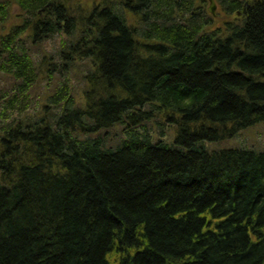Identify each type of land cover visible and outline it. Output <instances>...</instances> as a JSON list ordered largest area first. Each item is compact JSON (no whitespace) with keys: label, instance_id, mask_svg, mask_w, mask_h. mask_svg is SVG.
<instances>
[{"label":"trees","instance_id":"16d2710c","mask_svg":"<svg viewBox=\"0 0 264 264\" xmlns=\"http://www.w3.org/2000/svg\"><path fill=\"white\" fill-rule=\"evenodd\" d=\"M216 1L0 0V264H264V150L207 146L264 123V0Z\"/></svg>","mask_w":264,"mask_h":264},{"label":"rangeland","instance_id":"374dc122","mask_svg":"<svg viewBox=\"0 0 264 264\" xmlns=\"http://www.w3.org/2000/svg\"><path fill=\"white\" fill-rule=\"evenodd\" d=\"M90 4V3H89ZM216 4V16L214 19H217V25L221 24V18H220V8L215 0ZM210 4L208 5L209 8ZM210 9V8H209ZM58 83H62L61 79L57 80ZM74 85L77 87L78 92L82 88H84V84L82 81L77 80L76 78L73 79ZM49 83L45 81H40L35 88L32 90V96H33V102L35 105V108L41 107L42 104H44V101L46 100L47 96L50 94L48 93ZM249 130H244L240 132L236 137L227 139L222 142H216V143H208L207 146L209 150H222L227 148H236L239 147H245V148H253L256 150H264V123H261L257 126L248 128Z\"/></svg>","mask_w":264,"mask_h":264},{"label":"water","instance_id":"95a60500","mask_svg":"<svg viewBox=\"0 0 264 264\" xmlns=\"http://www.w3.org/2000/svg\"><path fill=\"white\" fill-rule=\"evenodd\" d=\"M209 12L215 17L216 16V4H215V0H209Z\"/></svg>","mask_w":264,"mask_h":264}]
</instances>
